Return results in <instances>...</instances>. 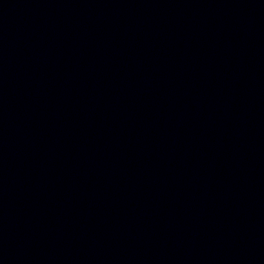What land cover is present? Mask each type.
Listing matches in <instances>:
<instances>
[{
	"label": "water",
	"instance_id": "95a60500",
	"mask_svg": "<svg viewBox=\"0 0 264 264\" xmlns=\"http://www.w3.org/2000/svg\"><path fill=\"white\" fill-rule=\"evenodd\" d=\"M264 98V0H174Z\"/></svg>",
	"mask_w": 264,
	"mask_h": 264
}]
</instances>
